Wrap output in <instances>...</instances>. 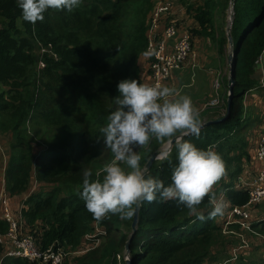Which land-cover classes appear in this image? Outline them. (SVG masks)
I'll return each mask as SVG.
<instances>
[{"label": "trees", "instance_id": "16d2710c", "mask_svg": "<svg viewBox=\"0 0 264 264\" xmlns=\"http://www.w3.org/2000/svg\"><path fill=\"white\" fill-rule=\"evenodd\" d=\"M180 2L185 7V19L194 22L189 28L193 47L194 37H206L223 57L229 43L226 26L231 0ZM154 9L155 0H82L81 6L71 12L49 9L43 21L32 24L22 20L16 0H0V135L10 133L12 140L5 190L14 200L26 194L33 179L41 185L53 184L28 194L18 213L22 225L31 230L43 249L52 245L76 248L83 241L88 247L86 234L95 232L96 225L106 230L98 246L76 258L77 264H98L96 252L104 246L102 258H109L106 264H128L123 255L133 232L134 216L122 219L110 213L98 221L87 210L80 193L84 172L90 170L95 177L111 158L100 129L117 107L119 82H145L140 61L148 57ZM233 12L230 34L237 64L229 116L204 126L198 136L184 137L202 149L213 146L222 155L226 175L213 192L217 197L225 195L224 212L209 218L208 196L197 207L203 220L175 199L161 202L158 196L155 202L145 201L130 241L131 264H216L228 259L230 254L222 258L227 247L239 241L238 236L224 232L223 218L225 210L249 201L248 190L238 188L237 182L244 162L250 160L244 136L251 126L247 123L245 96L255 89L264 90L257 76V64L264 53V0H235ZM167 23L163 18L160 35ZM37 49L41 55L36 54ZM223 83L227 114L228 79ZM222 116L215 112L211 119ZM34 146H38L36 153ZM160 146L152 140L136 150L143 168ZM177 163L173 144L169 159L156 160L147 174L167 186ZM254 219L250 232L264 235V218L256 214ZM120 224V228L115 226ZM8 229V222L0 218V232ZM7 247L8 242H0V258ZM2 264L47 263L9 256Z\"/></svg>", "mask_w": 264, "mask_h": 264}, {"label": "clouds", "instance_id": "9594fccd", "mask_svg": "<svg viewBox=\"0 0 264 264\" xmlns=\"http://www.w3.org/2000/svg\"><path fill=\"white\" fill-rule=\"evenodd\" d=\"M16 2L22 20L32 24L43 21L49 9L71 12L82 4V0ZM118 91L117 107L100 129L111 158L95 177L90 170L84 172L80 195L87 210L98 221L110 213L131 219L145 201L155 202L159 196L161 202L177 200L203 220L197 207L208 196L209 218L222 215L226 203L218 199L213 187L226 175V163L213 146L202 149L184 139L190 134L198 136L202 127L191 97L160 82L141 83L137 79L121 80ZM173 138L178 163L173 166L172 182L165 186L163 180L147 174L136 149L155 140L163 146L157 159L168 160Z\"/></svg>", "mask_w": 264, "mask_h": 264}, {"label": "built area", "instance_id": "2783aa9c", "mask_svg": "<svg viewBox=\"0 0 264 264\" xmlns=\"http://www.w3.org/2000/svg\"><path fill=\"white\" fill-rule=\"evenodd\" d=\"M168 20L163 33L159 34V27L162 19ZM178 15L173 8V0H159L155 3V9L151 18L148 31V57L151 59L150 70L147 69V77L144 83L154 84L160 82L166 85L176 72L181 71L192 57L191 33L184 23L178 22ZM182 21V20H181ZM176 40L175 44L170 46V41ZM261 58V57H260ZM260 61V60H259ZM42 66V65H41ZM258 68V65H257ZM216 95L209 103L210 107L217 106L220 103L222 95L219 93L220 84L214 83ZM229 94V91H228ZM172 146H170L171 148ZM163 152V151H162ZM161 152V153H162ZM254 160L258 166V174L253 179L249 178V169H244L238 179V188H245L249 192V201L242 206H234L230 210H225L223 218V229L227 234L239 237L238 243L230 248V257L223 262L216 264H227L228 262H238L242 253H247L250 243L246 241L242 231L250 230L252 222L255 221L253 212L256 207L264 202V132L260 135L258 144L254 152ZM214 188V187H213ZM225 195L220 194L218 199L224 200ZM0 218L9 224L6 233L0 232V242H8L5 253L0 258L2 264L5 257H21L31 262L40 261L47 264H64L66 252L59 246L53 245L49 248H41L35 241L32 233H25L26 236L18 234V229L24 228L21 216L13 215L12 200L5 190L2 189L0 195ZM239 225L234 228L231 225ZM96 231L88 233L85 238L88 241V247L92 248L100 244L101 235L106 234V230L96 225ZM126 253V252H125ZM120 260L122 256L117 255ZM124 260L128 261L130 256L123 255Z\"/></svg>", "mask_w": 264, "mask_h": 264}, {"label": "rangeland", "instance_id": "374dc122", "mask_svg": "<svg viewBox=\"0 0 264 264\" xmlns=\"http://www.w3.org/2000/svg\"><path fill=\"white\" fill-rule=\"evenodd\" d=\"M232 5L230 3V8L227 10V13L229 14V18H230V15H231V11H232ZM173 8L175 9V12H182V9L185 10V7L181 4L180 0H173ZM178 15V14H177ZM185 14H183L182 16H178L179 19H178V22L179 23H184L187 28H192L193 27V23H191L188 19H185ZM182 20V21H181ZM230 23V21H229ZM228 26V24H227ZM226 26V27H227ZM229 31V30H228ZM227 32V30H226ZM191 42H192V38H191ZM192 46H193V42H192ZM213 48V52L216 53V55L218 57L219 54L217 52V47L216 45L214 44V42L210 43V50ZM232 47L231 45L228 43L227 44V48H226V54L221 57L223 58L222 62H220V64L217 66V68H211L209 69L210 71V85H211V80H212V95L204 102H199L198 103V107L195 106L199 112L201 111H205V110H209L211 111V113L208 114V117L205 118L204 120L206 121L208 118H210L209 120H212L211 118L215 117V112L217 111V114H222V115H225L226 113V104L223 105V102L225 101V97H226V92H225V87H224V80L225 78L228 79L229 81V59H228V55L229 53L232 51ZM209 49H207V51H210ZM194 47H192V57L194 56ZM36 54L37 55H41L42 53L40 52V49H37L36 51ZM197 56V54H196ZM260 61L258 62V69H257V76L258 78L261 79V82L264 83V53L263 55L261 56V58L259 59ZM199 62V61H198ZM140 65L142 66V69H143V72L142 73H146V69H149L150 70V65H151V60L149 61H146V62H142V60L140 61ZM200 65V64H199ZM213 66V65H211ZM224 79V80H223ZM220 84V90H219V93L222 95L221 100H220V103L219 105L217 106H213V107H210L209 106V102L211 100H213V98H215V95H216V90L214 88V83L217 82ZM215 93V94H214ZM253 94H256L258 96H260V99L262 101H264V90L262 89H255L253 91H250L249 93L246 94L245 96V108L248 109L249 111V106L251 105L254 97H253ZM264 104V102H263ZM261 108L257 107L253 112L249 111V117L247 118L248 120V124L251 123V126H259V125H263V121L261 119V115H260V112H261ZM208 121V120H207ZM42 125V124H41ZM251 126L249 128V132L247 134L246 130L244 131V136L246 137V140H247V143H248V151L249 149H251V145L253 144V140H255L256 138V135L253 131V129L251 130ZM260 129V128H259ZM11 138V135L10 133H7L5 132L4 134L0 135V143L5 144L6 145V151H7V155H8V158H9V152H10V142L12 141H9ZM34 145H37V144H34ZM39 147L41 145H38ZM38 146H34V151L36 153V148ZM36 147V148H35ZM160 148H163V146L161 145ZM139 148H137L136 150H138ZM254 149V146L252 147V150ZM41 150V149H40ZM159 160V159H158ZM250 168H253V165L252 166H249ZM5 172H6V164L4 165H0V195H1V192H2V189L5 187ZM252 173V171H250ZM218 184V183H217ZM216 185H214V187L216 188ZM53 186V184L51 183H45V184H39L35 179H33L31 181V184H30V187L28 189V191L26 192V195L30 194L31 192L33 191H36L38 190L39 188L41 187H51ZM22 200V198L20 199ZM21 206L19 208H13L12 207V211H13V215L16 216V214L20 213L21 211ZM258 208V218H262L264 217V206H259L257 207ZM2 210V207L0 208V211ZM253 214L256 215V212L254 211ZM218 220H220V217H218ZM123 224H120V225H115V226H122ZM122 229H125L124 227ZM126 230V229H125ZM31 230H28V227H24V228H21V229H18V234L22 235V236H26L25 233H29ZM244 233V237L246 239L247 242L250 243V248L246 249V252L248 253V255L242 253L241 254V258L240 260H242V263H240V260L238 262H228L227 264H264V254L261 256V255H255V252H263L264 251V235L261 234V233H258L255 231V233H252L250 232V230H246V231H243ZM31 233V232H30ZM87 235V234H86ZM85 235V236H86ZM86 239V238H84ZM230 239H233L232 237H230ZM104 245H107V243H104ZM61 246V245H60ZM98 246V245H97ZM65 252H66V256H65V261H64V264H77L76 262V258L78 256H81L82 254H84L87 250V243H85L84 241L82 242L81 245L77 246L76 248H70V247H66V246H61ZM66 247V248H65ZM231 247V246H230ZM230 247L228 249H226V254L223 256L221 255L220 258H224V257H227L229 256L228 254H230ZM105 249V246L104 247H100L98 249V251L96 252V255L99 257V259L97 260L98 261V264H106V261L109 259V258H102V253ZM258 249V250H257ZM125 254H128V252L126 251ZM129 255V254H128ZM248 256V258L246 257ZM247 258V259H246Z\"/></svg>", "mask_w": 264, "mask_h": 264}, {"label": "crops", "instance_id": "0c3cea01", "mask_svg": "<svg viewBox=\"0 0 264 264\" xmlns=\"http://www.w3.org/2000/svg\"><path fill=\"white\" fill-rule=\"evenodd\" d=\"M159 0H155V3H158ZM178 16H182L185 14L184 17H186V11L182 9V12H177ZM191 23L192 21L189 20ZM194 23V22H193ZM196 24V23H195ZM176 40L170 41V46L174 45ZM210 43L212 45V41L208 38L204 37H194V45H195V51L194 56L189 59V62L185 65V67L181 70L176 72L169 80H167L166 85L169 87L176 88L178 91L181 92V94H187L191 97L194 106H197L199 102L206 101L213 93H212V80L210 85V71L211 68H217V66L222 62L223 58L218 57L215 52H213V48L210 50ZM209 49L210 51H207ZM197 54V56H196ZM147 58V57H146ZM143 58L142 62H146L147 59ZM199 61V62H198ZM200 64V65H199ZM213 65V66H211ZM219 67V66H218ZM258 69V68H257ZM143 80L147 77V69L146 73L142 74ZM215 94V93H214ZM253 101L251 105L249 106V111L253 112L257 107L261 108V119L264 122V104L260 96L253 94ZM246 106V105H245ZM198 107V106H197ZM249 111L246 108V116H249ZM217 112V111H216ZM200 116L203 118L208 117V114L211 113V111H207V113H204V111L199 112ZM208 118L207 120H209ZM206 120V121H207ZM205 121V120H204ZM260 128V129H259ZM253 129L256 138L253 140V144L250 146L251 149H249L248 153L250 154V160L249 162H244V169H249V178L253 179L258 174V166L254 160V152L256 149V146L258 144L260 135L264 132V123L263 125L259 126H251V130ZM11 141V138L10 140ZM254 146V149L252 150V147ZM6 145L0 143V165L8 164V153L6 151ZM253 168H250L249 166H252ZM252 171V173L250 172ZM26 194L22 196H17L12 200V207L13 208H19L22 207V200L26 198ZM22 198V200H20ZM264 206V202H261L257 207ZM256 214L258 212V208L255 210ZM264 218V217H263ZM258 250V249H257ZM263 252H255V255H263ZM248 255V254H247ZM248 258V256H246ZM246 258V259H247ZM240 263H242V260H240Z\"/></svg>", "mask_w": 264, "mask_h": 264}, {"label": "water", "instance_id": "95a60500", "mask_svg": "<svg viewBox=\"0 0 264 264\" xmlns=\"http://www.w3.org/2000/svg\"><path fill=\"white\" fill-rule=\"evenodd\" d=\"M235 3V0H231V5H232V13L230 15V18H229V21L230 23L228 24L227 26V36H228V42L229 44L231 45V47L233 48V45H234V39L233 37L231 36L230 34V29L232 27V22H233V15H234V12H233V4ZM229 30V31H228ZM228 59H229V83H228V86H229V98H228V105H227V114H225L224 116H222L221 118H217V119H212V120H208L204 123H202V127L203 128L204 126L206 125H209L211 123H217V122H222L224 120H226L229 116V112L231 110V105H232V98H233V92H234V74H235V70H236V64H237V58H236V54L234 51H231L228 55ZM174 140L175 138H173V142H172V145L174 144ZM170 145V146H172ZM163 151V148H159L158 150L154 151L151 156L149 157V159L147 160L146 164H145V169L147 170V172L149 171V169L151 168L152 164L158 160L157 159V154L158 153H161ZM139 210H140V207L137 208L136 212H135V215H134V219H133V223H132V229H133V232L130 236V238L127 240L126 242V251L127 252H130V241H131V238H132V235L135 233L136 231V226H137V223H138V217H139ZM128 264H131L130 262V259L127 261Z\"/></svg>", "mask_w": 264, "mask_h": 264}]
</instances>
